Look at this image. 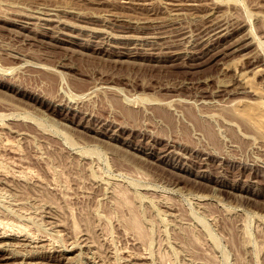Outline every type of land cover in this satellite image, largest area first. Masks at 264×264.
Here are the masks:
<instances>
[{
    "label": "rangeland",
    "instance_id": "obj_1",
    "mask_svg": "<svg viewBox=\"0 0 264 264\" xmlns=\"http://www.w3.org/2000/svg\"><path fill=\"white\" fill-rule=\"evenodd\" d=\"M263 104L264 0H0V264H264Z\"/></svg>",
    "mask_w": 264,
    "mask_h": 264
},
{
    "label": "bare ground",
    "instance_id": "obj_2",
    "mask_svg": "<svg viewBox=\"0 0 264 264\" xmlns=\"http://www.w3.org/2000/svg\"><path fill=\"white\" fill-rule=\"evenodd\" d=\"M23 28V27H22ZM181 33V32H180ZM207 37V36H206ZM205 39V38H204ZM204 39H202V40H204ZM223 39V38H222ZM176 40V39H175ZM172 41V40H171ZM68 43H70V42H68ZM72 43V42H71ZM172 44V43H171ZM100 46V45H99ZM235 47V46H234ZM169 48V47H168ZM229 48V47H228ZM227 49V48H226ZM104 50V49H103ZM212 50V49H211ZM105 51V50H104ZM108 51V50H107ZM109 51H111V50H109ZM226 51V50H225ZM114 52V51H113ZM115 53V55L114 56H116L118 59H116V60H120V58L123 56V55H126V56H129V58H136V57H134L133 55L134 54H132V53H127V54H125L124 52H114ZM135 53V52H134ZM219 53V52H218ZM223 53H224V51H223ZM227 53V52H226ZM221 54H222V52H221ZM107 55V54H106ZM205 55V54H204ZM215 55H217V54H215ZM111 56V55H110ZM133 56V57H132ZM174 56H172V58H173ZM198 56H196L195 58H197ZM201 57V56H200ZM199 57V58H200ZM143 58H145L144 56H143ZM158 58H160V56L158 57V56H156L155 58H153V59H158ZM166 58H168V57H166ZM179 57H177V59H178ZM193 58V57H192ZM146 59L147 60H150L151 58H150V56H146ZM115 60V61H116ZM162 60V59H161ZM261 110H262V113L264 114V104L261 106ZM130 116H131V114H129ZM224 119H226V118H224ZM141 133V132H140ZM151 148V147H150ZM169 157V156H168ZM0 168H2V167H0ZM120 191V190H119ZM123 193V192H122ZM122 193H120V195H122ZM126 193V192H125ZM125 193L123 194V195H125ZM128 194V193H127ZM125 195V196H128V195ZM125 196H118V197H120L119 198V200L117 201V199H118V197H117V199H116V201L117 202H123V204L124 203H126V204H128L129 205V201H127V200H130L129 198L128 199H126V197ZM116 197V196H115ZM129 197V196H128ZM120 199H121V201H120ZM131 202V201H130ZM119 204V203H118ZM125 204V205H126ZM131 204V203H130ZM128 205H127V207H128ZM133 210H135V209H133ZM133 210H131V211H133ZM133 212H135V211H133ZM131 213V212H130ZM137 213V212H136ZM132 217H130V219L128 218L127 219V221H129L130 222V224H131V226H132V229H135L137 232H138V235H140V237H143L144 235L146 236H148V234H147V231H146V229H142L141 227H143L142 226V223H144L143 222V220H142V222H141V216L139 217V214H138V216L135 214V213H133L132 215H131ZM1 219H3V218H1L0 217V238L1 237H4V235H6L7 233H9L10 235L11 234H15L16 236H18L19 234H23V232H26V230H25V228H23L22 226H20V225H12V223H11V225H8V223H10V222H5L6 220H1ZM73 224H75V223H73ZM14 226H16V227H14ZM129 226V225H128ZM74 227H77V225L75 224V226ZM143 228H145V227H143ZM27 229V228H26ZM30 229V228H29ZM9 231V232H8ZM135 231V232H136ZM144 231H146V233L144 232ZM145 234H144V233ZM25 234V233H24ZM26 235L28 236V232L26 233ZM9 236V235H8ZM43 236V235H42ZM144 236V237H145ZM139 237V236H138ZM139 237V238H140ZM24 238V237H23ZM26 238V237H25ZM43 238V237H42ZM31 239V238H30ZM49 239V238H48ZM52 240V239H51ZM139 240H141V238L139 239ZM143 240V239H142ZM145 240H146V237H145ZM145 240H143V242L145 241ZM2 242V241H1ZM21 242V241H20ZM23 242V241H22ZM28 243V242H27ZM4 244V243H3ZM19 244V243H18ZM4 246V245H3ZM0 250L2 251L3 249L1 248V246H0ZM8 251V250H7ZM11 251H13V250H11ZM15 251V250H14ZM19 251V250H18ZM10 252V251H9ZM32 253V252H31ZM13 254V253H12ZM17 254V253H16ZM31 255V254H30ZM6 256V255H5ZM4 256V257H5ZM11 257V256H10ZM11 258H13V257H11ZM1 259H7V258H1ZM21 260V259H20ZM23 264H28V263H33V259L32 258H23ZM15 261V260H14ZM13 261V262H14ZM3 262V261H2ZM1 262V263H2ZM5 262V261H4ZM21 262V261H20ZM18 263V262H17ZM35 263V262H34ZM36 264V263H35Z\"/></svg>",
    "mask_w": 264,
    "mask_h": 264
}]
</instances>
